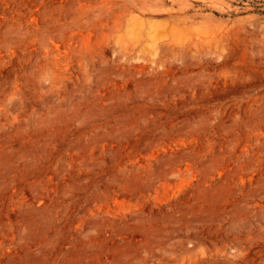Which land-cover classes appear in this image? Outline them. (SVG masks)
Listing matches in <instances>:
<instances>
[{"label":"rangeland","instance_id":"rangeland-1","mask_svg":"<svg viewBox=\"0 0 264 264\" xmlns=\"http://www.w3.org/2000/svg\"><path fill=\"white\" fill-rule=\"evenodd\" d=\"M0 264H264V0H0Z\"/></svg>","mask_w":264,"mask_h":264}]
</instances>
